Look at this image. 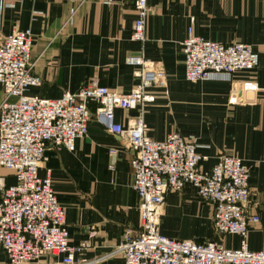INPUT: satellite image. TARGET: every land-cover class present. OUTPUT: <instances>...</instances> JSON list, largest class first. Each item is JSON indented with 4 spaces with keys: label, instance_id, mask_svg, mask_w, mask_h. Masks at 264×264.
<instances>
[{
    "label": "crops",
    "instance_id": "0c3cea01",
    "mask_svg": "<svg viewBox=\"0 0 264 264\" xmlns=\"http://www.w3.org/2000/svg\"><path fill=\"white\" fill-rule=\"evenodd\" d=\"M147 40H132L136 11L133 0H0V42L14 31L30 29L32 59L41 79L29 94L57 99L96 82L127 93L138 83L135 66L126 62L144 53L162 68L167 81L151 88L154 101L145 110L147 134L163 140L178 132L207 156L200 167L210 170L221 155L243 159L250 168L249 215L259 221L249 227L253 251L264 249V0H148ZM189 28L205 39L252 44L259 65L233 77L212 74L209 80L190 82L185 77L183 41ZM250 80L256 90L233 93V82ZM241 96V97H240ZM4 89L0 84V103ZM98 104L89 103L92 114ZM139 109L116 108L124 127ZM117 149V153L111 150ZM132 150L123 137L105 129L93 117L87 135L73 151L48 146L39 169L51 173L59 203L66 209L72 244L86 243L90 264H125L117 252L127 230L139 229V195L133 189ZM7 185L15 176L0 167ZM165 216L170 217L167 223ZM182 221V222H180ZM160 232L170 238L220 240L228 248L240 246V237H218L214 206L186 184L169 192L161 208ZM8 261L0 248V264ZM51 256L37 264H54Z\"/></svg>",
    "mask_w": 264,
    "mask_h": 264
},
{
    "label": "built area",
    "instance_id": "2783aa9c",
    "mask_svg": "<svg viewBox=\"0 0 264 264\" xmlns=\"http://www.w3.org/2000/svg\"><path fill=\"white\" fill-rule=\"evenodd\" d=\"M136 18L132 40L144 44L149 16L148 0H133ZM34 37L30 29L17 30L0 42V167L8 169L16 182L7 185L0 178V248L8 256L6 264H37L51 256L54 264H90L86 243L72 244L66 209L59 203L50 171L39 169L48 146L73 151L76 142L88 133L94 117L108 131L119 134L132 150L133 189L139 195V229L127 230L117 248L125 264H264V249L249 248V227L259 221L249 215L250 168L242 158L221 155L210 170L200 167L207 156L194 141L178 132L163 140L147 134L144 113L155 97L151 88L164 86L165 71L143 52L126 62L135 66L138 83L127 93L92 82L77 92L57 99L29 94L41 79L32 59ZM185 77L190 82L209 80L212 74L233 77L239 71L259 65L252 44L221 43L205 39L189 28L182 43ZM250 80L233 82V93L256 90ZM241 97V96H240ZM98 104L94 115L90 102ZM139 109L128 127L116 120L115 110ZM117 149L111 153H117ZM191 184L199 196L214 206V227L218 237H240V246L226 247L219 239L196 241L175 239L160 232L161 208L169 192H180Z\"/></svg>",
    "mask_w": 264,
    "mask_h": 264
},
{
    "label": "rangeland",
    "instance_id": "374dc122",
    "mask_svg": "<svg viewBox=\"0 0 264 264\" xmlns=\"http://www.w3.org/2000/svg\"><path fill=\"white\" fill-rule=\"evenodd\" d=\"M94 115V114H93ZM233 156V155H232ZM3 168V167H2ZM165 218H166V220H167V223H169V224H172L173 222L172 221H169L170 220V217H167V216H165ZM180 222H182V221H180ZM215 233H216V231H215ZM216 235H217V233H216Z\"/></svg>",
    "mask_w": 264,
    "mask_h": 264
}]
</instances>
